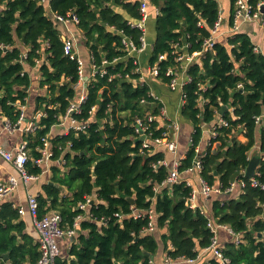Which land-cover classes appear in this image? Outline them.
Instances as JSON below:
<instances>
[{
    "label": "trees",
    "instance_id": "1",
    "mask_svg": "<svg viewBox=\"0 0 264 264\" xmlns=\"http://www.w3.org/2000/svg\"><path fill=\"white\" fill-rule=\"evenodd\" d=\"M42 1L0 0L5 7L0 12V112L11 124L18 123L21 105L26 104L31 86L27 66L41 62L40 86L48 90L35 101V111L44 113L36 120L38 128L25 135L29 141L30 174L41 173L35 160L41 156L42 137L66 113L77 95L75 84L80 78L79 62L65 54L54 15L75 14L91 53V64L109 63L104 67L105 75L98 73L90 80L88 100L82 112L75 115L90 123L87 130H72L51 140L56 163L52 166L51 182L37 196L40 215L56 210L64 223L72 225L76 216L84 213L78 208L79 203L90 199L77 242L66 258H57L56 264H153L161 242L166 254L174 259L196 258L212 241L209 217L241 236L240 243L234 240L224 250L231 264H264V54L256 50L250 35L240 31L225 41H216L190 67L191 81L184 87L181 116L192 124L193 132L180 171L193 165L204 125L216 127L220 115L228 125L216 127L217 135L204 150L201 176L223 190L239 179L246 182L244 187L238 185L242 190L239 197L221 193L223 196L214 200L207 216L200 208L187 205L191 187L185 181L171 187L163 185L169 174L166 166L159 165L164 152L143 149L141 139L135 136V118H144L147 113L159 115L163 106L151 94L149 84L138 83L139 64L124 49V37L141 45L143 31L130 22L141 18L140 1L50 0L48 7ZM235 1L230 0V27ZM250 1L257 6L264 0ZM150 11L156 13V40L149 66L156 64L158 77L168 83L166 72L177 64L176 45L188 44L189 53L202 51L221 13L220 3L150 0ZM18 43L29 48L25 58ZM161 55L165 58L160 59ZM240 83L243 88H239ZM201 98L205 100L203 108ZM257 117L261 120L257 121ZM169 125V121L154 120L150 123L151 137H163L170 132ZM239 133L244 134L246 142L237 138ZM256 144L261 161L257 168L258 185L254 186L242 172L247 169ZM65 187L71 195L64 194ZM151 207L158 213V230L165 232L145 233L149 218L135 219L131 215L133 208ZM18 217V211L9 204L0 210V264H36L40 258L38 244L27 235L19 241L13 233L22 230L20 222L14 223ZM6 253L8 258L3 256ZM210 264L222 262L214 258Z\"/></svg>",
    "mask_w": 264,
    "mask_h": 264
},
{
    "label": "built area",
    "instance_id": "2",
    "mask_svg": "<svg viewBox=\"0 0 264 264\" xmlns=\"http://www.w3.org/2000/svg\"><path fill=\"white\" fill-rule=\"evenodd\" d=\"M139 1H140L139 9H140L141 18L137 21H130V22L132 26L138 27L143 31V35L140 38L141 45L138 47L134 43V41H132L129 37H124L123 39L124 49L128 52V54H132L134 52H142L146 49L148 45L146 40V23L149 16L150 0H139ZM260 4L254 6L250 0L235 1V9L233 14V22H232L233 24L230 29L231 32L230 35L240 32L242 25L247 22H257L264 27V13L260 11ZM54 16L56 17L59 23H64V24L74 23L77 25V23L79 22L78 17L73 13L69 14L67 17L56 14ZM223 22H224V16L223 13L221 12L212 30V36L205 40L202 51L189 53L186 50L188 44H184L181 46H179V44L176 45L174 54L176 55L175 60L177 64L174 67L168 68L166 75L170 77V81L168 82L169 88L171 90H179L181 92V100H182L181 108L183 107L185 102L184 87L191 81V77L189 76L188 71L190 67L197 62L198 55H202L204 51L213 48L214 43L217 41L216 36L218 35ZM64 52L66 55L70 56V58L78 60L79 75H80L78 82L75 84V88L79 92H77L76 97L71 101V104L68 107L66 113L60 115L59 122L57 124L60 125L61 127L62 126L64 127L63 135H66L72 130L77 132H84L87 130L90 123L83 119L82 120L77 119L75 115L80 114L82 112L83 105L86 104L88 100V84L90 80L92 78H95L98 73H100L101 75H105L107 71L106 69H104V67L107 66L109 63L107 61H103L101 66H96L92 64V73L91 76L89 77V76H85L84 63L75 49V42L73 38L64 39ZM25 56L26 53L24 52V58ZM164 58L165 55L160 56V59H164ZM137 72L140 73L139 67L137 68ZM149 75L153 77H158L159 67L156 64L150 67ZM239 88H243L242 83L239 84ZM201 101L205 103V100L203 98L200 99V102ZM43 114H44L43 111H38L36 115V119L37 118L39 119ZM162 118H164L163 108H161V113L159 115L147 113L144 118L136 117L133 123V126L135 128V136L138 139H141L142 136H145L144 139L141 140L143 149H148L151 152H155L159 148L163 147L170 152L176 153L178 150V144L177 141L170 139L169 132L165 133L163 137H157V138L151 137L152 132L150 131L151 129L150 123H152L154 120H159ZM24 120H25V107L24 105H21V115L18 120V123L16 125H13L9 121L6 124V126L9 129H14L15 126L20 127V125L23 124ZM260 120H261L260 117H257V121ZM226 125H228L227 121L223 118H220L216 124V127L217 126L221 127ZM172 127L178 130L179 128L178 122L173 123ZM216 127L214 126L212 128V132H211L212 138H214L217 135ZM37 128H38V123L32 122L30 126L26 128L25 131L26 133L35 132ZM50 133L51 132H49L48 134L42 137V146L39 148L41 152V156L39 159L35 160L36 164H38L42 168L40 174H30L28 172L27 164L30 160V149H29V141L26 140V138L19 144V146H17L15 152L8 151L6 148L0 145V158H4L5 160L12 162L15 165L16 169L18 170V175L11 174L6 181H0V207L3 199L8 194H10L11 192H13L18 188L20 180H23L24 182L37 180L42 173H45L46 171L49 170L50 161L53 158V154H54ZM203 156H204V149L200 150L198 147V155L194 159L193 165L188 169L184 170L186 172L195 171L199 174L200 186H194L190 180H186V184L189 187H191V193L187 198L186 203L191 208H200V205L198 203L200 196L209 197L213 193H223V192L233 193L238 185L242 187L246 186V182L242 179L232 182V184L224 190L221 188V186L217 184L214 185L208 184L201 176V172L203 170ZM159 165H164L167 168H169L168 177L163 182V185L172 186L174 184H178L179 182H181L182 179H181V171H180V166H181L180 159H176L173 162V165H171L167 159L163 158L162 160L159 161ZM246 170L247 169L243 170L242 172L243 177H247ZM259 174L260 173L256 169L255 174L249 178L251 180L252 185L254 186L258 185V180L256 179V176ZM262 188H264V184H262ZM89 202L90 199H87L86 202L79 203L78 208L85 211ZM28 206L34 225L39 233L38 247L40 252V258L36 264H56L57 258L60 255V247L58 244V240L63 237H67V238L70 237V238H74L73 240L74 242H77L76 238L78 236V230L81 225V221L83 219L84 214L82 213L78 214L73 224L70 225L68 223H64L63 217L59 211L52 210L43 215H40L39 201L36 195L31 194L28 196ZM200 209L203 213L207 215L206 211L202 207ZM132 211L133 212L131 215L135 219H140L144 217L149 218V224L145 228V233L146 232L154 233L156 231L157 226H156L155 214L158 215V213H156L154 207H151L150 209L147 210L133 208ZM18 212L20 214H24L25 209L20 206L18 208ZM116 215L119 216V218L123 217V214L121 213H117ZM208 227L213 232V236H212L211 244L205 250L212 251L216 256V258L221 260L222 264H231L230 259L224 255V249L219 245L218 229L221 227L228 229L235 236V241L237 244L241 242L242 240L241 236L236 234L230 227L216 223L211 217H209L208 220ZM200 255H198L196 258L180 257L177 259H174L166 255L164 258V264H176L181 262L193 264L197 261Z\"/></svg>",
    "mask_w": 264,
    "mask_h": 264
},
{
    "label": "crops",
    "instance_id": "3",
    "mask_svg": "<svg viewBox=\"0 0 264 264\" xmlns=\"http://www.w3.org/2000/svg\"><path fill=\"white\" fill-rule=\"evenodd\" d=\"M220 3L221 12L224 16V22L222 24V27L216 36L217 41H225L228 36H230V24H229V18L231 16L232 6L230 0H218ZM44 4L47 5V7L50 4V0H43ZM5 7L0 4V12ZM155 22H156V13L155 11H150L149 17L147 19L146 23V40H147V47L142 52H134L131 55L136 58V61L139 64L140 68V79L138 83H147L150 86L152 94L162 103V108L164 111V118L159 119L163 123L166 121L171 122V125H169L170 132L169 137L171 140L177 141L178 144V150L176 153L170 152L167 149L161 147L157 151H163L165 154V159L168 160V162L173 165V162L176 159H180L181 163L182 160L185 158L187 151L191 144V134L193 132V126L190 122L186 121L181 116V92L179 90H171L168 86L167 82L162 81L159 77H153L149 75V56L151 54L153 44L156 40V31H155ZM58 28L61 31L62 39L66 38H73L75 42V49L79 55V57L82 59L84 63V73L85 76H91L92 73V64H91V53L88 49V47L84 44V37L82 32L79 30L78 26L74 23L64 24V23H58ZM241 31L246 32L250 35L251 39L256 45V50L261 51L264 54V27L261 26V24L257 22H247L244 23L241 27ZM19 47L23 50V52L28 51L29 48L25 47L23 44L18 43ZM202 55H198L197 61L200 60ZM39 63L35 66H27L28 73L31 78V86L27 89L29 92L25 107V120L23 124L20 125V127L15 126L14 129H9L6 124L9 122L8 118L5 117L0 112V145L6 148L8 151L15 152L17 146L25 139L26 135V128L30 126L32 122H36V115L37 112L35 111V101L38 96H44L47 94V87H41L40 86V80L42 77ZM137 83V82H135ZM79 92V91H77ZM200 105L203 108V101L200 102ZM221 116L219 115L217 122ZM178 122L179 128L178 130L174 129L172 127V124ZM216 122V124H217ZM215 125V124H214ZM214 125H204V135L203 139L199 145V149L205 150L207 145L210 144L211 141V132ZM50 136L51 139L54 138L57 135H63L64 133V127L60 125H55L50 130ZM237 138L243 142L247 141V138L244 136L243 133H239L237 135ZM259 144H256L254 146L253 150L250 153L251 159L253 157H260L259 153ZM261 160V157H260ZM61 163H65L63 159H60ZM56 163V161L53 160V158L50 161V167L49 170L45 173H42L41 176L37 180H31L29 182H24L23 180L19 181L18 188L8 194L2 201L0 210L2 209L4 204L11 205L14 209L18 211V208L21 206L25 209L24 214H20L19 217L14 221V223H21L22 230L21 232L14 230L13 233H15L18 236V240L22 241V237L24 235L29 236L35 244H38V238L39 233L34 225L32 216L29 211L28 206V196L29 195H36L39 196L40 194L44 193V185L48 182H51V178L53 175L52 166ZM259 166V165H258ZM257 166V168H258ZM256 168V169H257ZM169 169V168H168ZM62 170H65L64 167ZM18 175V170L16 169L15 165L12 162H9L5 160L4 158H0V181H6L10 175ZM181 182L186 180H190L191 183L194 186H200L199 183V174L195 171H181ZM180 183V182H179ZM175 185V184H174ZM173 186V185H172ZM171 187V186H169ZM160 188V187H159ZM157 188V192H160V189ZM64 194L71 195V193L68 191V189L64 188ZM242 190L240 186H238L232 194L231 197H239ZM228 194V195H229ZM220 195L223 196L221 193H213L209 197L200 196L198 203L200 205V208L202 207L206 213L208 210L211 209L212 203L214 200ZM88 206L86 210L84 211L83 219L86 217ZM52 211V210H51ZM50 212V211H48ZM156 219L158 215H156ZM264 217V216H263ZM82 219V220H83ZM1 222V220H0ZM216 222V221H215ZM217 223V222H216ZM165 229H156L154 233H162L165 232ZM218 238H219V245L225 250L226 246L235 240V236L226 228L221 227L218 229ZM74 238L70 237H63L58 240V244L60 247V255L59 258H66L69 254V250L71 246L75 243ZM172 245L169 244V248H171ZM39 249V247H38ZM8 254V253H7ZM165 246L161 242L160 247L158 249V252L153 257V264H164V258L166 256ZM9 257V255H8ZM5 257V258H8ZM216 258L214 253L212 251H203L200 255V257L197 259V261L193 264H210V261L212 259ZM3 264H10L9 262H4ZM176 264H189V263H176Z\"/></svg>",
    "mask_w": 264,
    "mask_h": 264
},
{
    "label": "water",
    "instance_id": "4",
    "mask_svg": "<svg viewBox=\"0 0 264 264\" xmlns=\"http://www.w3.org/2000/svg\"><path fill=\"white\" fill-rule=\"evenodd\" d=\"M260 11H261L262 13H264V2H262V3L260 4ZM223 109H225V108H223ZM222 113H223V110L220 112V114H222ZM144 137H145V136H142V137H141V140H143ZM260 161H261V160H260V157H253V158L250 160V163H249V165H248V167H247V170H246V176H247L248 178L252 177V176L255 174L256 168H257V166L259 165ZM130 200H131L132 203L134 202V199H133V198H130ZM3 256H4V257H8V254H7V253H6V254H3Z\"/></svg>",
    "mask_w": 264,
    "mask_h": 264
},
{
    "label": "rangeland",
    "instance_id": "5",
    "mask_svg": "<svg viewBox=\"0 0 264 264\" xmlns=\"http://www.w3.org/2000/svg\"><path fill=\"white\" fill-rule=\"evenodd\" d=\"M146 29H147V27H146Z\"/></svg>",
    "mask_w": 264,
    "mask_h": 264
}]
</instances>
